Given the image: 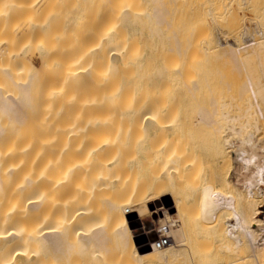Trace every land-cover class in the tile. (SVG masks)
<instances>
[{
  "label": "bare ground",
  "instance_id": "obj_1",
  "mask_svg": "<svg viewBox=\"0 0 264 264\" xmlns=\"http://www.w3.org/2000/svg\"><path fill=\"white\" fill-rule=\"evenodd\" d=\"M153 2L160 7L147 16L152 22L148 26L153 37L159 38L161 26L169 22L163 0ZM243 2L248 5V0ZM39 9L37 0H0V264H75L77 259L84 264H264V219L260 218L264 208V129L260 127L263 114L258 116L250 105H245L244 110L236 106L238 111H233L231 101L228 110L227 103L223 104L222 111L219 108L211 112L200 106L197 118L187 125L175 118L160 120L157 114L148 112L146 101L134 108L126 109L125 105L127 112L123 116L116 93L71 96L67 91L71 82L50 87V82L45 81V87L37 89L41 77L37 83L33 64L29 61L26 65V70L28 66L32 70L30 77V72L27 74L29 80L18 67L25 65L28 54L38 50L34 38L40 27ZM130 12H123V17L136 26ZM263 17L264 13L259 19ZM261 24H257V33L263 37ZM21 40H27L25 45L30 47L24 42L21 46ZM243 43L247 46L229 43L225 52L232 66L236 62L233 71L240 70V49L256 55L264 67L254 35L244 37ZM117 55L109 57L113 70ZM166 71L149 73L151 84L167 78ZM72 72L76 76L78 71ZM244 82L239 86V100L254 90ZM262 84L254 90L257 95H264ZM227 90L234 99L231 83ZM91 106L94 111L86 113ZM170 131L177 133L172 141L168 137ZM202 131L213 135L210 150L216 163L214 178L210 174V186L205 189L219 192L217 197L231 195V208L224 204L226 197L222 201L211 192L208 197L207 192L208 199L194 202L183 192L191 190L195 173L202 171L200 162L205 157L200 156V161V152L197 157V151L203 149L199 148L197 133ZM135 136L141 144L131 141ZM139 156L151 160L152 165L156 163L154 168L149 164V169L155 172L158 168L157 184L139 178ZM29 157L34 164L30 174L24 172V162ZM208 161L204 160L206 164ZM204 176L197 180H204ZM199 183L201 187L203 183ZM165 197L174 202L176 214H163L166 218L160 219V232L171 241L162 249L153 242L145 251L146 247L135 245L127 215L138 214L135 221L141 222L150 235L146 219L158 214L153 207Z\"/></svg>",
  "mask_w": 264,
  "mask_h": 264
},
{
  "label": "rangeland",
  "instance_id": "obj_2",
  "mask_svg": "<svg viewBox=\"0 0 264 264\" xmlns=\"http://www.w3.org/2000/svg\"><path fill=\"white\" fill-rule=\"evenodd\" d=\"M37 1L40 7L37 14L40 27L37 29L34 43L36 46L38 45V50H34L31 54L30 52L32 51L29 50V52L27 49L26 51L31 55L27 53L30 56L27 62L25 65L18 67L20 71H24V77H27L26 79L29 80L32 70L30 72L28 66L27 71L26 65L29 61L33 64L37 83L41 77L37 89H43L46 85L45 81L50 82V87H57L58 84L60 85L64 81L67 85L68 82H71V87H67V91H69L71 96L95 97L109 96L116 93L119 96V107L122 105L120 113L123 112V116L127 112L125 108L139 106L143 101H146L149 104L148 112L157 114L160 120L166 122L175 118L187 123V125L194 122L200 108L205 107V109L207 108L211 112L212 110L215 111V109L218 111L220 108L219 111H222L221 107L227 103L225 109L228 110V102L232 101V108L235 106V109L231 108L233 111H238L239 108L241 110V107L244 110L245 105L246 107L250 105L252 109L256 108L255 112L258 116L263 114V116L260 115L262 119L261 117L259 118L262 122L260 124L261 130L264 129L262 126L264 122V95H257L254 92V90L258 89L257 84L260 82H263L264 88V67L261 66L260 60L256 55H249L247 52L242 53L240 49L241 51L239 50L237 53L238 65L241 62V65L238 66L240 70L237 71L239 74L241 73L239 76L232 69L236 62L232 66L233 62L231 58L225 53L230 48L229 43H240L241 47H243L242 45L245 43H243L244 37L246 38L247 35L253 34L255 46L261 49V60L264 61V36L261 37L257 33L258 22L262 23L261 26L263 25L264 29V17L262 20L259 19L264 13V9H261L262 7L264 8V0H248V5L249 3L251 4L249 6L244 4L243 0H163L164 6L162 8L164 7L163 9L168 13H166V21L169 24L171 23V25L164 23L161 26L162 31H160L162 35H159V38L158 36L153 37L149 28L152 22L149 23L150 19L147 18V16L153 15L157 7H160L153 0ZM129 10L132 15L131 20L134 18L137 21L136 26L131 25L127 21L126 16H124L125 18L123 17V12ZM140 31L143 32L140 34ZM26 41L23 40L24 46L28 48L30 46L28 44L25 45ZM23 42L21 46H23ZM244 45L247 46V44ZM259 45L262 46L259 47ZM16 48L18 49L17 46ZM19 48L21 47L19 46ZM116 53L118 54V57H116L117 67L113 70L109 66V60H111L109 57L110 55L116 56ZM100 54L103 56L100 57ZM158 69L167 70L166 75L168 74V76L161 83L151 84L149 73L151 74ZM72 71H78L77 75L73 76ZM243 72L244 75L246 74L245 78ZM20 76H23V74L21 73ZM239 81L241 84L246 81L247 85L254 89L252 92L247 93L248 95L240 96V100L238 92L241 84L238 83ZM235 82L236 85L239 84L237 85V90ZM229 83L233 87L231 95L235 94L234 97L232 96L234 99L230 98V93L227 90ZM246 83L244 82V84ZM6 87V89L10 88L9 85ZM191 88H194V91H196L194 95ZM227 92L230 99L227 98ZM254 93L256 97L253 96ZM246 96L252 101V104H249L250 101L248 102ZM241 98H244L248 105ZM89 100L91 102L93 98ZM90 102L87 101L89 104ZM236 106L239 108L236 109ZM92 111H94L93 106L85 110L86 113H92ZM85 112L83 111L87 115ZM120 113L119 118L121 117ZM30 116H28L29 122L31 121ZM123 116L122 120L125 118ZM183 116L185 117L183 118ZM124 126L126 127V125ZM171 132L173 131L169 132L168 137L172 141L176 132H173V134ZM198 133L197 136H199V144L201 146L199 148L203 149L197 151V157L199 152L198 159L200 161L205 157L202 162H198L202 163L200 167H203L205 164L208 168L203 167L205 168V176L201 174L203 173L202 167L200 168L202 171H199L201 175L198 176L199 172L197 175L195 173V180L201 181L199 184L203 183L201 187H198V182L196 183L193 180L194 184L191 186V190L188 188L189 190L183 192L187 193L189 199H194V202L197 199L201 202L203 198L205 201L212 194L216 196L215 199L222 200L226 197L224 200L227 201H224V204L226 203L225 206L231 208L234 204L233 202L230 203L231 195L226 194L224 196L221 194L217 197L219 192H211V188H208L209 191H206L207 186L211 182V180L209 181L210 174L214 176L216 172L214 153L212 154L210 150L213 135H210L206 131ZM261 134L264 138V130L263 132L261 131ZM137 136L139 138L138 133ZM138 138L135 140L131 139V141H135L134 143L138 141L137 143L141 144ZM154 142L157 143L158 141ZM149 143L147 148H150ZM202 152H204V155ZM147 158L139 156L137 160L142 162L139 178L143 177L142 179L145 182H155L157 178L159 179L160 173L157 172L158 168L156 166L157 171L155 172L158 174L154 175L155 172L149 169V164L153 167L156 163L153 162L154 164L152 165L150 163L151 160ZM27 159L24 162V172L30 174L34 171V164L30 157ZM204 160L205 162L208 161V163L206 164ZM144 161L146 169L144 168L145 166L143 167ZM212 162L215 164H212ZM210 169L215 170L213 174L210 173ZM206 175H209L207 176L208 179ZM202 176H204V180H197V178H202ZM208 181L209 183H207ZM155 183L157 184V182ZM193 188H195L194 191ZM207 192L208 197L206 196ZM200 193L204 194V197ZM173 205L175 204L172 199L165 197L153 207V210H158V214L146 219L151 227L152 234L150 235L145 232L141 222L135 221L138 218V214L131 213L127 215L136 246H144L146 247L144 250L147 251L148 245L158 240V237L162 234L160 232V221L164 219L166 214L170 216H175L176 214V210L172 208ZM261 210L263 212L260 218L264 219V208ZM172 220L176 221L177 219L172 217ZM75 264L84 263H80L77 259Z\"/></svg>",
  "mask_w": 264,
  "mask_h": 264
},
{
  "label": "built area",
  "instance_id": "obj_3",
  "mask_svg": "<svg viewBox=\"0 0 264 264\" xmlns=\"http://www.w3.org/2000/svg\"><path fill=\"white\" fill-rule=\"evenodd\" d=\"M171 239L165 235L164 233H162L159 237L158 240L155 241V245L158 249H162L165 246L169 245Z\"/></svg>",
  "mask_w": 264,
  "mask_h": 264
}]
</instances>
